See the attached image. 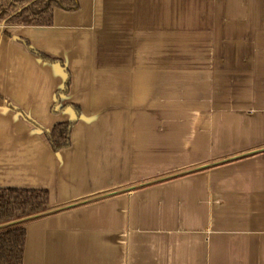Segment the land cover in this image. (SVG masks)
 <instances>
[{"label":"crops","instance_id":"crops-1","mask_svg":"<svg viewBox=\"0 0 264 264\" xmlns=\"http://www.w3.org/2000/svg\"><path fill=\"white\" fill-rule=\"evenodd\" d=\"M6 28L0 187L50 207L22 264H264V0H78ZM12 106L46 132L78 107L68 145Z\"/></svg>","mask_w":264,"mask_h":264},{"label":"trees","instance_id":"trees-1","mask_svg":"<svg viewBox=\"0 0 264 264\" xmlns=\"http://www.w3.org/2000/svg\"><path fill=\"white\" fill-rule=\"evenodd\" d=\"M78 0H0V24L3 32L10 34L6 27L49 26L53 24L55 9L72 11L77 9ZM56 60L51 56H45ZM69 79L66 83L68 90ZM26 122L45 133L54 149L65 147L69 143V131L78 119L59 121L50 132L22 109L12 106ZM224 163L219 162L217 164ZM49 193L46 188L0 187V264H22L26 242L24 225L11 226L10 222L21 218H34L47 212Z\"/></svg>","mask_w":264,"mask_h":264},{"label":"rangeland","instance_id":"rangeland-1","mask_svg":"<svg viewBox=\"0 0 264 264\" xmlns=\"http://www.w3.org/2000/svg\"><path fill=\"white\" fill-rule=\"evenodd\" d=\"M31 220H34V219H29L28 217L26 218H21V219H18V220H14L12 222L9 223V225L11 226H19V225H24V227L26 226V224L31 221Z\"/></svg>","mask_w":264,"mask_h":264},{"label":"built area","instance_id":"built-area-1","mask_svg":"<svg viewBox=\"0 0 264 264\" xmlns=\"http://www.w3.org/2000/svg\"><path fill=\"white\" fill-rule=\"evenodd\" d=\"M3 25V24H2Z\"/></svg>","mask_w":264,"mask_h":264}]
</instances>
